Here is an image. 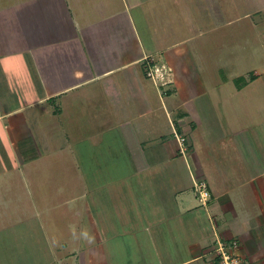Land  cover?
Wrapping results in <instances>:
<instances>
[{"label": "crops", "instance_id": "0c3cea01", "mask_svg": "<svg viewBox=\"0 0 264 264\" xmlns=\"http://www.w3.org/2000/svg\"><path fill=\"white\" fill-rule=\"evenodd\" d=\"M244 1L245 11H255L252 17L263 13L264 0ZM229 3L0 0V132L16 151L9 170L0 157V172L25 176L29 188H39L41 177L57 178L49 207L73 209L78 225L88 218L94 239L82 234L95 240L79 255H69L64 245L59 264H118L120 246L115 256L108 251L106 240L113 236L102 237L96 221L116 217L105 213L103 187H87L82 175L84 160L93 159L90 145L104 142L118 160L113 168L134 169L129 175L147 189L153 183L158 193L159 215H149L139 202L143 219L125 210L128 215L117 217L121 227L111 228L114 235L147 231L158 252L175 245L180 259L171 264H219V241L237 242L248 264H264V120L259 109L251 117L245 105L233 111L234 96L246 95L245 81L233 89V77L226 75L217 83L202 61L207 57H197L213 43L207 37L210 11L215 16ZM155 66L168 85L148 76ZM176 134L187 137L186 156ZM196 181L210 189L207 206ZM123 206L115 202L117 209ZM58 211L54 222L60 223ZM127 255L135 264L139 253Z\"/></svg>", "mask_w": 264, "mask_h": 264}, {"label": "rangeland", "instance_id": "374dc122", "mask_svg": "<svg viewBox=\"0 0 264 264\" xmlns=\"http://www.w3.org/2000/svg\"><path fill=\"white\" fill-rule=\"evenodd\" d=\"M228 6H230L229 10L215 11V16L212 15L214 11H210V32L207 37L213 43L211 42L204 51L199 49L197 57H207V59L203 58L202 61L208 62V72H214V80L217 83L223 81L226 75L233 77L229 85L233 89L236 88V84L245 81L246 95L234 96L233 101L236 103V107L233 108V111L239 112V105H245L244 107L251 117L252 110L257 109L258 111L259 109L258 112L262 116H258V119L264 120V11L262 14L252 17L254 14H250L255 11H245L246 8L249 10L250 8L249 5H245L244 0H230ZM247 13L249 14L248 17L245 16ZM239 75L243 76L244 79L235 81ZM252 78L256 79L253 81ZM237 98L239 101L236 100ZM235 108L236 110H234ZM114 134L118 137L116 132ZM111 136L110 134V137L106 138L107 141L111 139ZM117 139L120 140V138ZM95 145L97 147L90 145L89 151L93 159L84 160L86 163H83L82 175L87 176V187H95L96 185L103 187L102 193L105 202H107L105 211H108L105 213L110 218L112 217L111 214L116 217L110 222H106L97 216L96 221L101 229V236L104 238L113 236V239L106 240L108 242L105 247L114 255L120 246L119 251H122L121 253L118 252L120 264H128V253L130 255L139 253L136 256L138 260L135 264H171L176 260L178 262L180 257H176V247L170 244V240L167 243L171 246L159 248L158 252L156 243L147 231L138 235L126 233L120 237L113 234L114 231L112 232L111 228L119 229L121 227L122 220L117 217L127 214L124 213L125 210H129L130 214L134 212L137 217L143 219L139 202L144 208H147L149 215L154 214V212L155 215H159V209H155L157 208L155 204L158 193H155L153 183L150 185V189L142 187L139 182L137 183L138 176L133 177L131 172L134 169H125L120 164H118L119 167L113 168L112 165L118 160H113L111 157L115 156V153L111 154L110 142ZM121 145L122 143L119 146ZM123 152L124 149L118 153V156L123 155ZM15 154L14 145L0 132V157L2 162L5 161L7 164H1V166H6L8 170L13 168L8 164H11V159H15ZM119 161L121 164L124 163L123 159H119ZM54 162L56 161L54 160ZM7 169L0 172V264H59L55 260L58 259L59 253L64 252L62 248L64 245L68 247L65 252H68L69 249V255H79L81 252L87 251L91 242L95 243V240L87 239L88 237L94 239L88 218H84L78 225L79 218L74 216L73 209L67 213L70 210L67 207H49L53 203V186L56 184L57 178L51 177L52 175L41 177L39 188L35 184L29 188V183H32L28 178L24 176V180L20 174L14 173L7 177L5 175ZM97 170L98 175H95ZM42 171L44 172L43 169ZM76 179L78 181L77 184H74V189L79 194L80 188L77 187L79 179L77 177ZM93 195H89L90 202H93ZM115 202H122L123 208L117 209ZM152 203H154L153 206H151ZM97 210L99 209L95 211ZM57 211L60 212L57 219H62V221L59 220L60 223L54 222L57 221L55 217ZM136 219L140 221L138 218ZM69 225L72 227L70 233L68 231ZM141 225L145 226L142 220ZM82 233L89 235L84 238ZM70 243L72 246L69 247ZM71 248H74L76 252L70 251ZM139 250H144L145 253L142 255V251ZM162 254L164 255L161 256ZM119 259L117 258L118 264ZM129 259L131 260V257ZM60 264H65V262L61 261ZM68 264L70 263L68 262Z\"/></svg>", "mask_w": 264, "mask_h": 264}, {"label": "built area", "instance_id": "2783aa9c", "mask_svg": "<svg viewBox=\"0 0 264 264\" xmlns=\"http://www.w3.org/2000/svg\"><path fill=\"white\" fill-rule=\"evenodd\" d=\"M148 76L158 81L161 85H168L170 81L164 75L162 68L152 67L148 71ZM176 139L179 143V152L182 156H186L188 152L187 137L184 135L176 134ZM195 190L198 198L204 206H207L212 200L210 189L205 181H196ZM237 242H233L231 245L226 242L219 241L216 245L215 251L219 258V264H248L238 253H237Z\"/></svg>", "mask_w": 264, "mask_h": 264}, {"label": "trees", "instance_id": "16d2710c", "mask_svg": "<svg viewBox=\"0 0 264 264\" xmlns=\"http://www.w3.org/2000/svg\"><path fill=\"white\" fill-rule=\"evenodd\" d=\"M256 78H252V80L254 81Z\"/></svg>", "mask_w": 264, "mask_h": 264}, {"label": "clouds", "instance_id": "9594fccd", "mask_svg": "<svg viewBox=\"0 0 264 264\" xmlns=\"http://www.w3.org/2000/svg\"><path fill=\"white\" fill-rule=\"evenodd\" d=\"M85 236H87V233H85Z\"/></svg>", "mask_w": 264, "mask_h": 264}]
</instances>
